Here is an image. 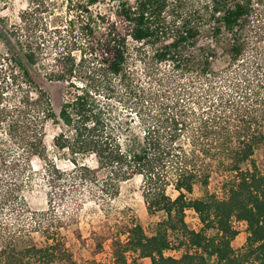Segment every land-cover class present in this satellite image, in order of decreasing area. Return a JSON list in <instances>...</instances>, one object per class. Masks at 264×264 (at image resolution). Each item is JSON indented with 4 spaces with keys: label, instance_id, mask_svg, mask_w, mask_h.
Here are the masks:
<instances>
[{
    "label": "trees",
    "instance_id": "16d2710c",
    "mask_svg": "<svg viewBox=\"0 0 264 264\" xmlns=\"http://www.w3.org/2000/svg\"><path fill=\"white\" fill-rule=\"evenodd\" d=\"M63 1L78 38L54 36L50 60L31 31L0 28V264L83 262L66 230L92 255L108 244L113 264H264V0H107L113 19L91 9L105 0ZM42 78L64 83L58 112ZM213 163L230 173L223 195L189 196ZM135 175L161 213L150 231L115 204Z\"/></svg>",
    "mask_w": 264,
    "mask_h": 264
},
{
    "label": "rangeland",
    "instance_id": "374dc122",
    "mask_svg": "<svg viewBox=\"0 0 264 264\" xmlns=\"http://www.w3.org/2000/svg\"><path fill=\"white\" fill-rule=\"evenodd\" d=\"M25 9H34V13L31 14L32 17H29L28 31L21 29L24 24L19 19L20 12ZM71 9V12H68L66 2L63 0H0V28L2 26L5 27L4 29H7L9 33H11L12 31H17L16 34H19V36L21 32V38L25 37L26 32L31 31L29 34L31 41L33 40L41 43L46 49L45 52L47 53V59L50 60V57L54 55L55 51V48L51 43V41L55 38L54 36L58 34L61 35L59 38V46L64 48H69V45H71V41H77L78 36L76 35V32H73L74 34H70L69 31L74 27L73 25L70 26L69 23V21L74 18V6H72ZM91 9L94 13H102V15H106V17H108L109 19L114 18V7L107 0L101 2L95 7H92ZM5 50L6 44L0 36V52H4ZM75 53L77 52L75 51ZM41 83L43 88L50 95L54 110L58 112L61 102L63 101L65 87L64 83L47 81L45 78H42ZM58 131L59 127L57 124L53 123L52 121L47 122L46 142L51 157H54V153L51 149V137ZM254 159L258 166L264 171V145L256 149ZM40 163L41 161L38 160L33 161L34 167H39ZM61 164L64 167L69 165L66 162H62ZM213 164L214 165L211 168L209 183L207 187L202 188L197 185L194 187L193 194L189 196L194 197L197 195H201L202 193H204V190H207L208 193H215L218 196L223 195V183L225 179L228 178L230 173L222 171V168L217 167L215 163ZM140 181L141 179L138 175L122 181L119 186L118 197L115 199V204L119 209L129 208L134 213L136 219L143 225L144 229L146 231H150L156 221H158V219L161 217V213L150 215L146 211L144 200L141 196ZM168 192L172 196L176 194V192L173 191L171 187L168 188ZM88 217H85L80 223L83 236L89 235ZM185 219L190 227L195 229L199 227L197 218L192 212H186ZM234 225L239 233L232 240V246L235 249H239L245 242V223L236 221L234 222ZM63 234L65 236L67 245L71 247L76 255L77 253H80L81 257L83 258V262L80 261L79 264H86L84 263V261H88L91 259L94 261L91 264H113L110 257L108 244H105L104 251L92 255L86 247L79 245L70 231H63ZM166 254L170 253L166 251ZM178 255L179 254H174V256ZM136 264H150V259L148 257L138 258Z\"/></svg>",
    "mask_w": 264,
    "mask_h": 264
},
{
    "label": "built area",
    "instance_id": "2783aa9c",
    "mask_svg": "<svg viewBox=\"0 0 264 264\" xmlns=\"http://www.w3.org/2000/svg\"><path fill=\"white\" fill-rule=\"evenodd\" d=\"M186 212H192L195 215L194 211L191 209H188ZM167 251H168V253H170L168 255H172V256H174V254H180L181 253V250H167ZM165 254H166V252H165Z\"/></svg>",
    "mask_w": 264,
    "mask_h": 264
}]
</instances>
